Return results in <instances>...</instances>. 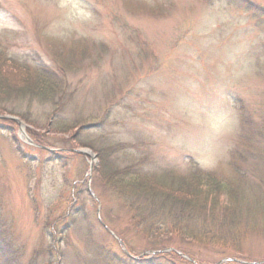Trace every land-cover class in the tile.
<instances>
[{
    "label": "rangeland",
    "instance_id": "obj_1",
    "mask_svg": "<svg viewBox=\"0 0 264 264\" xmlns=\"http://www.w3.org/2000/svg\"><path fill=\"white\" fill-rule=\"evenodd\" d=\"M0 50L69 93L0 107V264H131L162 240L194 264H264V0H0ZM109 146L110 166L171 188L192 169L230 184L216 241L133 230Z\"/></svg>",
    "mask_w": 264,
    "mask_h": 264
},
{
    "label": "trees",
    "instance_id": "obj_2",
    "mask_svg": "<svg viewBox=\"0 0 264 264\" xmlns=\"http://www.w3.org/2000/svg\"><path fill=\"white\" fill-rule=\"evenodd\" d=\"M18 61L0 50V107L2 111H4L2 106L19 102H27L28 105L32 101L52 103L55 109H59L60 99L64 100L69 94L65 89L63 76H57L60 71L52 68L43 70L35 68L37 70L34 71L31 65ZM8 70L10 72L13 70L16 74L3 80ZM31 73L35 74L33 78H29ZM17 75L19 79L15 78ZM22 77L28 81L25 83ZM18 81L20 86L17 85ZM10 113L16 114V110L13 108ZM84 128L85 126L82 127ZM109 150L110 146L105 147L104 151L101 148L97 150L105 166L108 165L106 167L107 176L104 179H109V186L113 188L117 197L131 204L129 221L133 230L147 235L148 239L153 241H156L160 235L164 237V240L177 235L189 241H216L214 239L220 235V230L226 227L227 220L224 214L229 210L230 198L235 194L230 184L217 179L213 173L204 175V172L198 169L196 172L192 169L193 175L189 177L195 179L196 182L190 189H185L183 184L177 185L176 189L171 188L163 180L166 175L146 171L142 167L144 162L139 160L136 162L132 160L130 167L115 169L110 166L106 160L115 153ZM99 174L100 172L97 171L98 176L101 175ZM224 196L225 198L222 199ZM162 242H164L162 250L153 245L152 249L159 251L152 253L150 259L144 260L140 256L136 258L135 255H131V264H181L179 261L194 264L192 261L195 258L191 252L181 247L180 252L174 245H171L174 247L172 250L163 251L165 248L170 249V243L163 240ZM183 255L194 260L191 261Z\"/></svg>",
    "mask_w": 264,
    "mask_h": 264
},
{
    "label": "water",
    "instance_id": "obj_3",
    "mask_svg": "<svg viewBox=\"0 0 264 264\" xmlns=\"http://www.w3.org/2000/svg\"><path fill=\"white\" fill-rule=\"evenodd\" d=\"M14 120H16L17 121V119H15L14 118ZM19 123L21 124V125H23V123L21 122V121H19ZM23 130V129H22ZM26 135V134H25ZM26 138H28L29 140H30V142H32L31 141V139L27 136ZM77 152H80V153H83V154H86L83 150H76ZM221 263V262H220ZM220 263H217V264H220Z\"/></svg>",
    "mask_w": 264,
    "mask_h": 264
},
{
    "label": "bare ground",
    "instance_id": "obj_4",
    "mask_svg": "<svg viewBox=\"0 0 264 264\" xmlns=\"http://www.w3.org/2000/svg\"><path fill=\"white\" fill-rule=\"evenodd\" d=\"M83 151H84L88 156H93L91 150H89V149H84Z\"/></svg>",
    "mask_w": 264,
    "mask_h": 264
}]
</instances>
